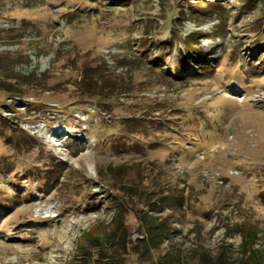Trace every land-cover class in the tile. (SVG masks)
<instances>
[{
	"label": "rangeland",
	"instance_id": "1",
	"mask_svg": "<svg viewBox=\"0 0 264 264\" xmlns=\"http://www.w3.org/2000/svg\"><path fill=\"white\" fill-rule=\"evenodd\" d=\"M130 1L0 0V264H264V1Z\"/></svg>",
	"mask_w": 264,
	"mask_h": 264
},
{
	"label": "trees",
	"instance_id": "2",
	"mask_svg": "<svg viewBox=\"0 0 264 264\" xmlns=\"http://www.w3.org/2000/svg\"><path fill=\"white\" fill-rule=\"evenodd\" d=\"M126 1V3H125V5L124 6H126V7H128V6H130L131 5V1L130 0H125ZM255 2L257 1H260V0H254ZM262 1V0H261ZM264 1V0H263ZM248 5V4H247ZM249 11H248V13H254L255 12V10L256 9H248ZM190 51L191 50H193V49H189ZM204 53L202 52V50H199V49H197V52H196V49H195V52L193 53V54H188V57L189 58H193L194 56H202ZM204 56H206V55H204ZM183 63H188L189 64V62H187V60L186 61H183ZM91 86H93V83H89ZM88 93L89 94H91L92 96H95L96 98L97 97H102V95L101 94H97V90L95 89V90H92V89H88ZM154 210H157V209H154Z\"/></svg>",
	"mask_w": 264,
	"mask_h": 264
}]
</instances>
